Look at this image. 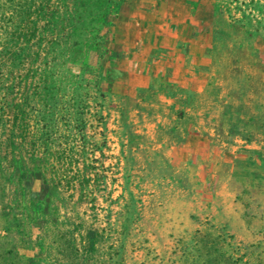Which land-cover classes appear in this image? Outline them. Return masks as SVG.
<instances>
[{"label":"rangeland","instance_id":"1","mask_svg":"<svg viewBox=\"0 0 264 264\" xmlns=\"http://www.w3.org/2000/svg\"><path fill=\"white\" fill-rule=\"evenodd\" d=\"M113 13L100 53L81 54L101 118L83 132L80 182L0 164V264H264V0ZM166 39L186 64L198 51L202 87L165 85ZM189 126L215 147L208 169L178 164Z\"/></svg>","mask_w":264,"mask_h":264},{"label":"trees","instance_id":"2","mask_svg":"<svg viewBox=\"0 0 264 264\" xmlns=\"http://www.w3.org/2000/svg\"><path fill=\"white\" fill-rule=\"evenodd\" d=\"M124 1L0 0V164L17 180L36 163L45 183L80 182L83 132L101 118L81 54L100 53Z\"/></svg>","mask_w":264,"mask_h":264},{"label":"crops","instance_id":"3","mask_svg":"<svg viewBox=\"0 0 264 264\" xmlns=\"http://www.w3.org/2000/svg\"><path fill=\"white\" fill-rule=\"evenodd\" d=\"M166 44L165 62H164V77L165 85L178 88H190L203 86L202 76L204 72L203 68H206V64L198 63V51L195 52L193 62L188 64L183 62V55H181L182 49L177 47L175 43H172L170 39ZM199 56H204L200 53ZM185 59L189 60L191 54H185ZM174 59L181 62H175ZM201 77V78H199ZM169 82V83H166ZM189 132H187L186 140L189 139L191 144H188L189 149L181 148L180 161L178 164L190 166H196L198 169H203V165L208 169L214 158L215 147L212 142L208 141L205 137L199 134L198 127L189 126ZM187 144H185L186 146ZM182 152H185L182 154ZM184 156V157H182Z\"/></svg>","mask_w":264,"mask_h":264}]
</instances>
